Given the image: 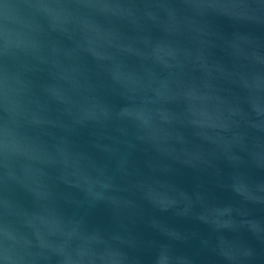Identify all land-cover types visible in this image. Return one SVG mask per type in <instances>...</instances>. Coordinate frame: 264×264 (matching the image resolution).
<instances>
[{"label":"water","instance_id":"1","mask_svg":"<svg viewBox=\"0 0 264 264\" xmlns=\"http://www.w3.org/2000/svg\"><path fill=\"white\" fill-rule=\"evenodd\" d=\"M0 264H264V0H0Z\"/></svg>","mask_w":264,"mask_h":264}]
</instances>
